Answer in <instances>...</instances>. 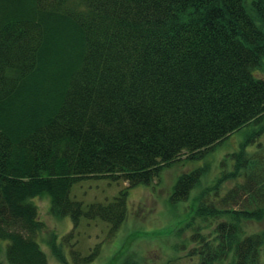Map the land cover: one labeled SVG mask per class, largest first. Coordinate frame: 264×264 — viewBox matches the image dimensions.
Masks as SVG:
<instances>
[{"label": "trees", "instance_id": "1", "mask_svg": "<svg viewBox=\"0 0 264 264\" xmlns=\"http://www.w3.org/2000/svg\"><path fill=\"white\" fill-rule=\"evenodd\" d=\"M262 72L264 0H0L7 262L48 264L35 198L49 196V212L74 225L82 217L106 222L112 237L126 219L129 188L241 131L214 183L195 198L189 257H197L191 264H264V229L243 226L264 216ZM203 170L177 178L170 204L189 198ZM88 177L126 186L84 207L70 189ZM226 181L233 184L217 193ZM62 246L53 250L63 264H87L97 250L82 253L72 243L68 258Z\"/></svg>", "mask_w": 264, "mask_h": 264}, {"label": "rangeland", "instance_id": "2", "mask_svg": "<svg viewBox=\"0 0 264 264\" xmlns=\"http://www.w3.org/2000/svg\"><path fill=\"white\" fill-rule=\"evenodd\" d=\"M261 75L264 76V72ZM243 134L241 131L233 133L200 159L188 160L185 155H182L177 161L165 167L151 184L129 188L126 219L112 237L108 236L109 227L106 222L82 217L78 225H74L68 216L57 217L49 212V196L42 195L35 198L39 217L45 225L39 233L38 241L47 255L48 264H63L57 259V253L53 250L56 247L57 251L62 250L61 239H63V251L68 258L69 244L75 243L76 249L82 253L92 252L97 248L95 256L87 264H191L195 262L197 257L194 259L189 257L190 250L195 246L190 237L193 230L191 225L189 228L186 226L192 216L191 208L195 204V198L214 183L220 174L222 160L228 153L238 148ZM261 140L264 141V136ZM199 167L204 169L200 184L191 191L186 201L175 205L170 204L169 198L177 178ZM232 184V181L222 183L217 193L222 194ZM125 186L126 182L122 180L88 177L72 185L70 197L82 202L86 207L93 202L111 201ZM211 195H213L212 192L205 195L207 201H210ZM195 221L198 222V219ZM243 226L246 232L263 230L264 216L259 220L245 221ZM210 229L211 227H206L203 231L207 233ZM70 233L66 240L65 236ZM0 264H9L5 257L4 246H0Z\"/></svg>", "mask_w": 264, "mask_h": 264}]
</instances>
